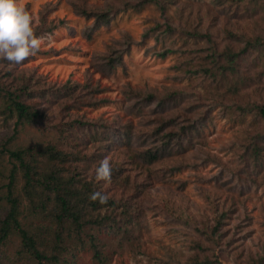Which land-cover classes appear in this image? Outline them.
Listing matches in <instances>:
<instances>
[{"label":"rangeland","instance_id":"rangeland-1","mask_svg":"<svg viewBox=\"0 0 264 264\" xmlns=\"http://www.w3.org/2000/svg\"><path fill=\"white\" fill-rule=\"evenodd\" d=\"M22 3L45 40L20 65L0 59V86L41 116L9 147L56 146L118 205L114 230L96 231L104 262L87 246L70 264H264V147L258 160L247 148L264 128L239 109L264 104V51L244 52L264 41V0ZM13 127L0 114V144ZM106 157L111 180L97 181ZM19 245L0 264H31Z\"/></svg>","mask_w":264,"mask_h":264},{"label":"trees","instance_id":"trees-1","mask_svg":"<svg viewBox=\"0 0 264 264\" xmlns=\"http://www.w3.org/2000/svg\"><path fill=\"white\" fill-rule=\"evenodd\" d=\"M109 19L105 14L95 15L96 23L104 25ZM246 40L244 52L250 48L264 51V41ZM165 55L166 52L160 56ZM238 57L239 54L227 56V63L234 64ZM21 94L0 86V114L6 121L13 120L14 126V135L0 144V251L12 236H16L20 241V253L28 256L31 264H70L75 252L87 246L92 250L93 258L103 263L96 231L110 226L114 230L111 224L118 205L111 199L103 205L99 201H90V194L96 192L92 183L64 168L69 157L56 146L49 145L40 151L32 147H9V140L16 136L18 128L36 124L41 116L22 101ZM239 109L243 117L250 116L255 124L264 128V104ZM250 145L247 148L258 160L259 151L264 147L262 134L257 133ZM146 158L153 163L159 159V153L148 151ZM101 211H104L103 216ZM25 214L47 223L24 226ZM220 224L218 221L214 230Z\"/></svg>","mask_w":264,"mask_h":264},{"label":"clouds","instance_id":"clouds-1","mask_svg":"<svg viewBox=\"0 0 264 264\" xmlns=\"http://www.w3.org/2000/svg\"><path fill=\"white\" fill-rule=\"evenodd\" d=\"M32 25L33 18L22 0H0V59L20 65L37 55L45 37L35 35ZM111 174L110 159L106 157L95 169V179L110 182ZM89 199L103 205L108 197L96 191L90 194Z\"/></svg>","mask_w":264,"mask_h":264}]
</instances>
